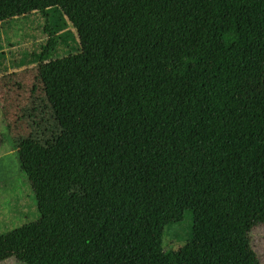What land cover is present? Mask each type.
Returning <instances> with one entry per match:
<instances>
[{
    "label": "trees",
    "instance_id": "1",
    "mask_svg": "<svg viewBox=\"0 0 264 264\" xmlns=\"http://www.w3.org/2000/svg\"><path fill=\"white\" fill-rule=\"evenodd\" d=\"M32 15L82 188L0 233V263L188 264L264 225V106L172 141L175 113L264 73V0H0V26Z\"/></svg>",
    "mask_w": 264,
    "mask_h": 264
},
{
    "label": "rangeland",
    "instance_id": "2",
    "mask_svg": "<svg viewBox=\"0 0 264 264\" xmlns=\"http://www.w3.org/2000/svg\"><path fill=\"white\" fill-rule=\"evenodd\" d=\"M42 25V18L32 15L0 26V233L81 194L80 169L44 98L37 66L25 63L44 41ZM263 106L264 73L175 113L173 144L181 146ZM176 231L167 232L165 249L178 250ZM188 264H264V225L227 240L217 254L192 256Z\"/></svg>",
    "mask_w": 264,
    "mask_h": 264
}]
</instances>
